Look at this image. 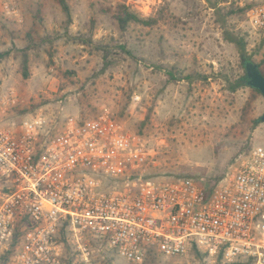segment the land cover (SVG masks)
<instances>
[{
  "label": "rangeland",
  "instance_id": "374dc122",
  "mask_svg": "<svg viewBox=\"0 0 264 264\" xmlns=\"http://www.w3.org/2000/svg\"><path fill=\"white\" fill-rule=\"evenodd\" d=\"M6 1L17 6L16 14L4 11ZM222 1L67 0L68 16L59 0H0V94L9 97L3 123L42 117L54 134L70 120L109 113L149 148L148 174L192 176L208 185L225 181L264 144V121H258L264 96L231 89L244 71L211 4L232 9L231 26L263 72L264 34L249 19L256 0ZM122 5L158 23L123 29L116 18ZM122 43L134 58L117 47ZM101 45L109 46L108 57ZM8 249L0 244V264H10ZM92 249L91 264H133L104 245ZM238 263L191 248L179 256L153 254L141 264ZM64 264L85 263L70 247Z\"/></svg>",
  "mask_w": 264,
  "mask_h": 264
},
{
  "label": "built area",
  "instance_id": "2783aa9c",
  "mask_svg": "<svg viewBox=\"0 0 264 264\" xmlns=\"http://www.w3.org/2000/svg\"><path fill=\"white\" fill-rule=\"evenodd\" d=\"M249 19L264 34V0ZM8 101L0 94V244L16 243L10 264H63L67 244L91 264L96 243L133 264L194 245L264 264V144L218 184L149 178V148L109 113L51 134L42 117L4 124Z\"/></svg>",
  "mask_w": 264,
  "mask_h": 264
},
{
  "label": "trees",
  "instance_id": "16d2710c",
  "mask_svg": "<svg viewBox=\"0 0 264 264\" xmlns=\"http://www.w3.org/2000/svg\"><path fill=\"white\" fill-rule=\"evenodd\" d=\"M228 1L229 0H223L222 3L223 2H228ZM59 2L62 4V6H63L64 10L66 11V13L68 14V16H70V6H69V3L67 2V0H59ZM210 7L216 13L217 22L220 24V26L223 29L224 40L227 43L233 44L238 49L239 54H240V61H241L240 65H241V67H242V69L244 71V75L240 76L237 79L232 80V82H230L231 89L236 90L239 87H247V88H250L252 91L258 93L259 95H262L261 92L258 89L254 88L250 84L251 75L249 74V72L247 70L246 63L250 61L254 65L257 66V68L259 69L260 73H262L264 75V72H263V70L261 68V64L255 62L253 60V56H251L248 53V51H247V42L245 41L244 37L239 35L233 29V27L231 26L230 19H232V13H233L232 9L230 11H227L226 7L220 6L218 2H215V3L211 4ZM116 18L118 20V23H119L120 27L123 28V29H127V27L130 24H132V23L142 24V25H145V26H152V25H155L156 23H158V19L157 18H153V17L144 18V17H141L137 13L131 11L129 9V6H127V5H122L119 8V10H118V12L116 14ZM80 40L82 42H86V43H90V44L93 43V41L90 38H88V37L81 36ZM99 47L102 48V50L106 54L105 56L108 57V53L110 51L109 50V46L101 45ZM117 47L122 52L132 56V58L135 57L133 52L128 49L126 44H123V43L122 44H118ZM3 54L4 53H1V51H0V57L3 56ZM158 68L161 69V70H164V66H158ZM25 69L27 70L26 65H25ZM26 76H27V71H26ZM171 76L173 78H177V75L175 73H173V72H171ZM195 77L196 76H193V75H186L185 79L186 80H194ZM198 77H204V76L199 75ZM228 81H230V79H228ZM258 121L259 122L264 121V114H262L259 117ZM146 176L149 177V178H156L153 175L148 174V173H146ZM15 246H16V243L12 242V244L9 246V249L6 250L5 252H12L14 254L15 253ZM66 247H67L66 248V254H67L68 249L70 247H72V246L67 244ZM192 248L199 249V247L196 246V245H194ZM218 256L221 259H224L222 252L220 254H218ZM65 261H66V257L64 259V263H65ZM232 263H238V262H232ZM239 263L244 264L243 262H239Z\"/></svg>",
  "mask_w": 264,
  "mask_h": 264
},
{
  "label": "water",
  "instance_id": "95a60500",
  "mask_svg": "<svg viewBox=\"0 0 264 264\" xmlns=\"http://www.w3.org/2000/svg\"><path fill=\"white\" fill-rule=\"evenodd\" d=\"M247 70L251 75L250 84L258 89L264 96V75L260 73L259 69L252 62L246 63Z\"/></svg>",
  "mask_w": 264,
  "mask_h": 264
}]
</instances>
